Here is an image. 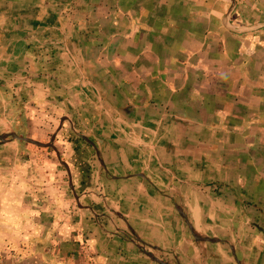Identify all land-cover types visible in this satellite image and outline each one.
<instances>
[{
	"label": "crops",
	"instance_id": "0c3cea01",
	"mask_svg": "<svg viewBox=\"0 0 264 264\" xmlns=\"http://www.w3.org/2000/svg\"><path fill=\"white\" fill-rule=\"evenodd\" d=\"M13 133L0 264H264V0H0Z\"/></svg>",
	"mask_w": 264,
	"mask_h": 264
},
{
	"label": "water",
	"instance_id": "95a60500",
	"mask_svg": "<svg viewBox=\"0 0 264 264\" xmlns=\"http://www.w3.org/2000/svg\"><path fill=\"white\" fill-rule=\"evenodd\" d=\"M9 137H11L14 140H21V141L27 142V143H29L31 145H34V146H37L39 148H52L55 151V153H56V155H57L60 163L67 168V170H68V172L70 174V169H69L68 164L64 160H62L61 153H60V151L58 150V148L54 144L55 137H56L55 135L52 137V139H51L50 142H48V143H42V142H39V141L34 140L32 138L20 137L17 134L13 133L11 135H1L0 136V143H7L8 141H10L9 140L10 139ZM70 186L74 190L73 181H72V178L71 177H70ZM189 227H190V230H191L193 236L195 237V239L197 241H210V242H214V240H212V239H209V238H206V237H202L199 234H197V232L193 229V227L191 225H189ZM148 255L150 257H152L153 260H155V261H157V262H159L161 264H167V263H165V262H163V261L155 258L151 253H148ZM237 260H238V258H237Z\"/></svg>",
	"mask_w": 264,
	"mask_h": 264
},
{
	"label": "rangeland",
	"instance_id": "374dc122",
	"mask_svg": "<svg viewBox=\"0 0 264 264\" xmlns=\"http://www.w3.org/2000/svg\"><path fill=\"white\" fill-rule=\"evenodd\" d=\"M31 146H34V145H31ZM37 147V146H36ZM32 148H34V147H32ZM39 148V147H38ZM46 149H48V148H46ZM48 152H50L51 154H52V156H53V152L52 151H48Z\"/></svg>",
	"mask_w": 264,
	"mask_h": 264
}]
</instances>
